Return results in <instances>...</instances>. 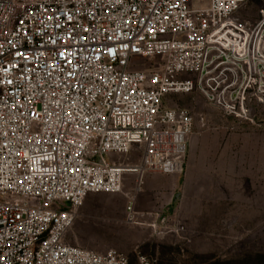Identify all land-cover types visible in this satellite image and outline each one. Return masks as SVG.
Here are the masks:
<instances>
[{
  "label": "built area",
  "instance_id": "1",
  "mask_svg": "<svg viewBox=\"0 0 264 264\" xmlns=\"http://www.w3.org/2000/svg\"><path fill=\"white\" fill-rule=\"evenodd\" d=\"M251 1L0 0V264H130L67 235L87 197L121 194L126 174L183 173L194 118L166 95L197 92L254 123L264 10L243 21ZM135 199L128 224H140Z\"/></svg>",
  "mask_w": 264,
  "mask_h": 264
},
{
  "label": "rangeland",
  "instance_id": "2",
  "mask_svg": "<svg viewBox=\"0 0 264 264\" xmlns=\"http://www.w3.org/2000/svg\"><path fill=\"white\" fill-rule=\"evenodd\" d=\"M262 10L264 0H253L239 16L243 21L254 23L258 21ZM151 64L144 63L136 69H149ZM163 106L187 109L191 113L194 126L190 139L215 134L252 137L255 150L245 152L244 145L237 144L238 153L235 156L242 160L247 157L250 169L255 170L254 182L264 184L263 175L259 172L264 165V103L254 106V123H240L224 117L197 92L168 94ZM137 162L135 156L129 159L130 164ZM187 194L191 203L199 202L198 191ZM237 195L235 200L221 204L229 206L221 217L246 215L252 217L248 223L201 225L198 212L197 215L192 213L188 217V233L185 229L184 237L170 236L161 242L158 237L164 235V229H153L146 224L142 226L140 221V224L126 222L130 201L121 194H92L80 209L79 217L67 235V242L100 254L110 250L118 251L128 256L130 264H138L139 255L154 257L159 264H264V192L261 190ZM180 214L177 218L182 224V212Z\"/></svg>",
  "mask_w": 264,
  "mask_h": 264
},
{
  "label": "crops",
  "instance_id": "3",
  "mask_svg": "<svg viewBox=\"0 0 264 264\" xmlns=\"http://www.w3.org/2000/svg\"><path fill=\"white\" fill-rule=\"evenodd\" d=\"M237 144H243L245 152L255 150L253 139L248 135L215 134L189 138L183 175L145 174L140 179L137 174H126L121 196L127 201L135 196L139 221L142 226L146 224L154 229H163L159 216L176 218L181 212V222L187 233L188 217L197 212L201 225L248 223L252 217L246 215L221 217L229 209L228 205L221 204L238 198L237 193L264 192V184L254 182L255 170L250 169L249 159L235 156ZM259 172L264 178V165ZM191 191L199 192L198 203L188 199L187 192ZM170 236L176 238L175 235L160 234L158 239L162 242Z\"/></svg>",
  "mask_w": 264,
  "mask_h": 264
}]
</instances>
